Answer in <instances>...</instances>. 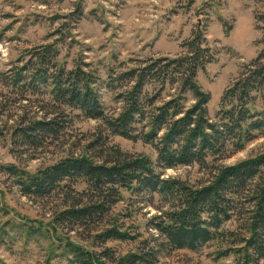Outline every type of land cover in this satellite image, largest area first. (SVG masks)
<instances>
[{
    "label": "trees",
    "instance_id": "1",
    "mask_svg": "<svg viewBox=\"0 0 264 264\" xmlns=\"http://www.w3.org/2000/svg\"><path fill=\"white\" fill-rule=\"evenodd\" d=\"M205 44L198 29L184 44L183 56L138 61L117 74L111 68L106 87L116 91L115 99L122 105L112 115L106 113L94 72L80 61L68 69L60 59L59 44L33 48L14 64L5 79L8 85L48 96L42 106L46 114L23 117L13 129L16 145L32 150L51 146L72 124L76 110L102 122L109 134L143 141L157 152L154 163L148 156L123 152L99 134L80 155H69L35 173L16 165L0 166L24 196L62 195L54 228L83 229L91 233L94 244L142 238L112 218L123 201L122 192L149 194L152 199L158 195L165 204L148 221L155 235L144 238L135 251L116 254L111 247L92 250L68 240V264H158L164 247L194 251L211 242L220 246L217 259L233 256L232 264L264 263V154L216 168L212 181L201 187L163 177L164 170L178 166L208 169L211 159H227L264 135V48L225 90L212 118L211 96L196 81L198 71L212 61ZM233 220L240 229L226 230ZM156 239L162 243L153 244Z\"/></svg>",
    "mask_w": 264,
    "mask_h": 264
},
{
    "label": "rangeland",
    "instance_id": "2",
    "mask_svg": "<svg viewBox=\"0 0 264 264\" xmlns=\"http://www.w3.org/2000/svg\"><path fill=\"white\" fill-rule=\"evenodd\" d=\"M263 18L264 0H0V166L16 165L35 173L69 155H80L99 134L107 135L109 143L125 153L145 155L157 162L152 145L111 135L102 122L76 110L72 124L51 146L32 150L13 143L12 131L23 117L46 114L42 106L48 96L34 95L5 82L14 64L33 48L57 43L60 59L68 69L77 61L85 64L98 78L106 113L112 115L122 105L115 99L116 91L106 87L111 68L117 74L138 65V61L183 56L184 44L200 29L212 61L198 71L196 81L211 96L208 113L213 118L225 90L264 48ZM193 102L188 94L187 104ZM262 154L264 135L227 159H211L208 169L198 164L178 166L164 170L163 177L201 187L212 181L216 168ZM122 197L112 218L123 230L139 232L142 238L94 244L91 233L83 229L54 228V216L64 203L62 195L24 196L15 179L0 170V264H68V240L92 250L111 247L116 254L135 251L144 238L155 235L148 221L165 204L158 195L152 199L149 194L124 191ZM225 229L237 231L240 224L233 220ZM160 243L161 239L153 242ZM219 247L217 242L194 251L164 247L158 264H232L233 256L216 258Z\"/></svg>",
    "mask_w": 264,
    "mask_h": 264
}]
</instances>
